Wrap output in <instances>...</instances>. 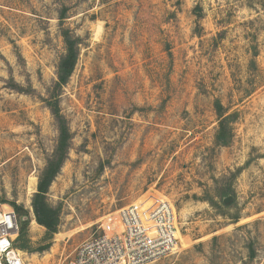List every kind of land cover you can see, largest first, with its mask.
<instances>
[{
    "label": "rangeland",
    "instance_id": "1",
    "mask_svg": "<svg viewBox=\"0 0 264 264\" xmlns=\"http://www.w3.org/2000/svg\"><path fill=\"white\" fill-rule=\"evenodd\" d=\"M160 202L178 247L153 264H264V0H0V204L27 213L25 264H70L106 217Z\"/></svg>",
    "mask_w": 264,
    "mask_h": 264
},
{
    "label": "built area",
    "instance_id": "2",
    "mask_svg": "<svg viewBox=\"0 0 264 264\" xmlns=\"http://www.w3.org/2000/svg\"><path fill=\"white\" fill-rule=\"evenodd\" d=\"M19 230L13 209L0 204V264H25L24 253L15 246ZM98 230L76 248L70 264H153L178 247L175 210L166 202L121 208Z\"/></svg>",
    "mask_w": 264,
    "mask_h": 264
},
{
    "label": "trees",
    "instance_id": "3",
    "mask_svg": "<svg viewBox=\"0 0 264 264\" xmlns=\"http://www.w3.org/2000/svg\"><path fill=\"white\" fill-rule=\"evenodd\" d=\"M63 38L65 43V54L61 58L57 70V80L58 85L60 86H64L68 82V79L70 78L78 59L77 41L72 40L67 33L63 35ZM215 111L218 116V128L215 141L219 145L226 146L231 139V120L228 116H224L223 109L219 102L215 105ZM46 194L47 186L43 185L41 181L38 185V192L35 194L32 201L35 221L48 231L55 232V227L57 226V213L51 210V208L46 204ZM10 207L13 209L19 219L20 230L15 246L20 251L25 253L35 252V249H32L29 241H27V229L29 221L25 219L27 217L26 211H24L22 207H19L15 204L10 205ZM39 251H42V249Z\"/></svg>",
    "mask_w": 264,
    "mask_h": 264
}]
</instances>
